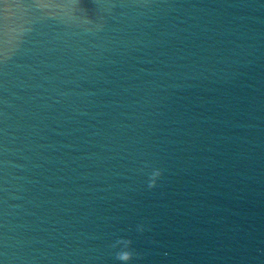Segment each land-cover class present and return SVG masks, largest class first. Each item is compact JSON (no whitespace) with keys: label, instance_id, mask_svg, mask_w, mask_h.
I'll use <instances>...</instances> for the list:
<instances>
[{"label":"water","instance_id":"95a60500","mask_svg":"<svg viewBox=\"0 0 264 264\" xmlns=\"http://www.w3.org/2000/svg\"><path fill=\"white\" fill-rule=\"evenodd\" d=\"M68 2L0 0V264H264V0Z\"/></svg>","mask_w":264,"mask_h":264},{"label":"clouds","instance_id":"9594fccd","mask_svg":"<svg viewBox=\"0 0 264 264\" xmlns=\"http://www.w3.org/2000/svg\"><path fill=\"white\" fill-rule=\"evenodd\" d=\"M80 0H69V2L63 6L61 5H47V4H38V8L49 9L52 14L56 13L57 9H60L63 14L64 19L75 20L77 16L76 12L79 10ZM162 176L161 171L154 170L149 177V188H155L157 186V181ZM113 247L118 249L115 253V259L119 264H132V261L135 259V254L131 250V241L126 239H118Z\"/></svg>","mask_w":264,"mask_h":264}]
</instances>
